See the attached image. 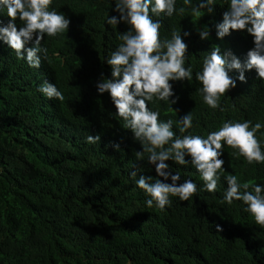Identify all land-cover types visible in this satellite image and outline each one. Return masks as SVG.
Segmentation results:
<instances>
[{
	"label": "trees",
	"instance_id": "obj_1",
	"mask_svg": "<svg viewBox=\"0 0 264 264\" xmlns=\"http://www.w3.org/2000/svg\"><path fill=\"white\" fill-rule=\"evenodd\" d=\"M184 7L182 16L154 19L161 22V39L170 38L172 29L192 32L185 66H192L193 79L174 82L177 104L154 100L149 107L159 111V119L174 122L190 111L188 132L204 137L228 120L264 124V80L254 70L220 97L217 109L203 103L195 79L212 40L243 60L252 38L237 31L216 39L213 25L221 21L226 0H216L214 12L200 18ZM50 8L63 12L70 25L41 41L49 58L38 69L0 42V264H264V227L241 202H223L224 175L264 184V162L249 164L224 146L225 173L215 192L199 190L186 201L170 197L172 204L163 210L146 207L149 197L135 180L156 178L154 168L146 155L136 158L139 141L115 115L107 93L98 95L95 88L101 73L110 77L106 59L127 25L106 23L117 15L112 0H53ZM7 20L6 9L0 10V21ZM205 24L213 31L210 40L201 41L195 30ZM45 80L56 84L63 101L37 90ZM173 131L187 134L175 123ZM262 133L264 127L256 136L264 142ZM93 134L100 141L87 143ZM168 163L179 171L180 182L191 179L203 187L194 167Z\"/></svg>",
	"mask_w": 264,
	"mask_h": 264
},
{
	"label": "clouds",
	"instance_id": "obj_2",
	"mask_svg": "<svg viewBox=\"0 0 264 264\" xmlns=\"http://www.w3.org/2000/svg\"><path fill=\"white\" fill-rule=\"evenodd\" d=\"M226 3L221 21L213 25L216 39L223 41L232 32L239 31L252 38V47L243 60L230 48L222 51L217 44L203 55L195 79L200 84L203 103L211 109L220 107V97L235 89L237 81L246 82V72L254 70L256 78L264 80V0H226ZM52 4L53 0H0V10L6 9L8 17L6 23L0 21V42L30 68L38 69L41 60L49 58L48 49L41 45L44 37H55L69 28L70 20L63 12L50 8ZM112 4V11L117 15L108 16L106 23L124 24L127 30L119 33L121 43L106 59L110 77L101 73L95 88L98 95L107 93L115 115L122 119L132 138L139 141L141 148L135 152L136 158L146 155L147 163L154 168L156 178L140 175L135 180L136 187L149 197L144 201L145 206L155 205L163 210L172 204L170 197L186 201L199 190L215 192L221 174L225 173L224 146L234 149L233 155L243 156L249 164L264 162L261 147L264 142L256 136L264 127L260 122L228 120L204 137L188 132L193 127L190 111L174 122L159 119V111L149 107L154 100L177 104L179 97L174 91V82L193 79L192 66H185L190 55L186 41L192 32L172 29L170 38L161 39V22L154 17L182 16L188 10L184 6L190 7L194 17H204L214 12L216 0H195V3L182 0L183 6L179 7L177 0H112ZM17 20L22 26H17ZM212 31L207 24L195 30L201 41L210 40ZM37 90L46 98L64 100L56 84L47 80ZM174 123L179 133L187 134L177 135L173 131ZM85 139L95 144L100 136L93 134ZM113 147L119 149L118 144ZM168 161L194 167L203 187L198 189L191 179L180 182L179 171L173 172ZM129 175L136 177L137 172L131 171ZM223 179L227 185L223 202L228 205L241 202L254 222L264 227V184L242 182L235 174H226ZM215 228L217 232L222 231L218 224Z\"/></svg>",
	"mask_w": 264,
	"mask_h": 264
},
{
	"label": "rangeland",
	"instance_id": "obj_3",
	"mask_svg": "<svg viewBox=\"0 0 264 264\" xmlns=\"http://www.w3.org/2000/svg\"><path fill=\"white\" fill-rule=\"evenodd\" d=\"M215 44L219 45L221 49H223V45L221 43L216 42L215 40H212Z\"/></svg>",
	"mask_w": 264,
	"mask_h": 264
}]
</instances>
